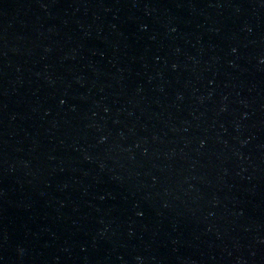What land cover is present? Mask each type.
Listing matches in <instances>:
<instances>
[{
    "label": "water",
    "instance_id": "water-1",
    "mask_svg": "<svg viewBox=\"0 0 264 264\" xmlns=\"http://www.w3.org/2000/svg\"><path fill=\"white\" fill-rule=\"evenodd\" d=\"M0 264H264V0H0Z\"/></svg>",
    "mask_w": 264,
    "mask_h": 264
}]
</instances>
